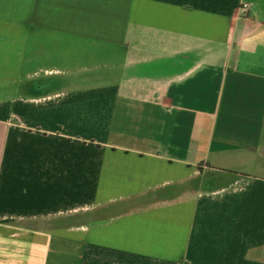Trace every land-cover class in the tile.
I'll return each mask as SVG.
<instances>
[{
  "label": "crops",
  "instance_id": "1",
  "mask_svg": "<svg viewBox=\"0 0 264 264\" xmlns=\"http://www.w3.org/2000/svg\"><path fill=\"white\" fill-rule=\"evenodd\" d=\"M26 20L0 264H264V0H28Z\"/></svg>",
  "mask_w": 264,
  "mask_h": 264
},
{
  "label": "rangeland",
  "instance_id": "2",
  "mask_svg": "<svg viewBox=\"0 0 264 264\" xmlns=\"http://www.w3.org/2000/svg\"><path fill=\"white\" fill-rule=\"evenodd\" d=\"M27 4L28 0H0V81L14 80V64L26 53L23 31L28 25ZM60 222L73 223L74 216Z\"/></svg>",
  "mask_w": 264,
  "mask_h": 264
},
{
  "label": "built area",
  "instance_id": "3",
  "mask_svg": "<svg viewBox=\"0 0 264 264\" xmlns=\"http://www.w3.org/2000/svg\"><path fill=\"white\" fill-rule=\"evenodd\" d=\"M241 9L244 11V13H248L249 10H250V3H248V2H244V3L241 5Z\"/></svg>",
  "mask_w": 264,
  "mask_h": 264
}]
</instances>
